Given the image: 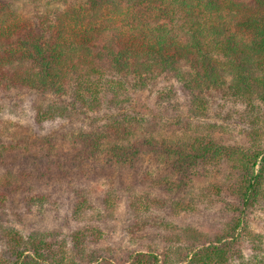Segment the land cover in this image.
Masks as SVG:
<instances>
[{"label": "trees", "instance_id": "1", "mask_svg": "<svg viewBox=\"0 0 264 264\" xmlns=\"http://www.w3.org/2000/svg\"><path fill=\"white\" fill-rule=\"evenodd\" d=\"M12 7L0 0V101L39 95V130L63 122L41 136L38 161L50 184L38 191L24 165L38 144L17 124L5 127L0 105V264H264V238L251 229L252 215L264 213V0H80L28 22ZM226 88L261 110L249 120L248 145L172 138V124L188 126L182 115L216 114L215 95ZM145 109L154 123L171 120L168 135L138 131ZM145 156L154 165L140 172ZM219 164H228L225 181ZM88 166L110 169L117 184L92 188ZM211 197L224 199L226 214L208 234L186 224L156 236L159 245L142 235L168 220H133L190 214ZM15 199L27 213H63L74 226L24 234L3 220ZM122 201L133 222L118 246L106 225Z\"/></svg>", "mask_w": 264, "mask_h": 264}, {"label": "rangeland", "instance_id": "2", "mask_svg": "<svg viewBox=\"0 0 264 264\" xmlns=\"http://www.w3.org/2000/svg\"><path fill=\"white\" fill-rule=\"evenodd\" d=\"M13 2V9L17 12L18 18L20 20L30 21L31 19L36 18V15H41L46 11H51L55 8H60L64 11H69L72 7H78L80 0H11ZM227 95L225 93H218L215 95L216 102H218L219 106H217L214 110L216 114H210L209 118H193L186 119L185 116H181L182 121L187 122V127H177L172 124L171 129L168 131L167 123H172L171 120H166L165 115H162V119H160L157 123L152 121L153 118L156 120L159 119L155 114V107L152 103L148 104L149 108L152 111V114L149 113V110H144L140 115H137L138 118L141 119L140 125L142 127H137L138 131L147 130L146 134H157V135H168L166 131H168L172 138H178L182 141L190 139L192 136L196 134H200L202 136L209 135L212 136L217 142L224 145L231 146H245L248 145L249 142L247 137L245 136L246 130L249 128V120L259 116L261 110L255 108V105L246 103L242 99L238 100L237 97L232 96V93L229 89H225ZM216 94V93H215ZM40 96L34 94H25V95H13L10 98H3L0 101V105L2 106L3 112L2 116L4 120H8L9 130H12L18 126V130L25 135H28L31 140H33L36 144H38L33 152L30 154L27 162H25V166L30 169L33 178L32 184L36 185L35 188L38 191H43V187L47 181L50 184L48 176L41 175L40 165L38 158L42 152H39L38 148L41 146V136L47 135L48 133H56L58 130L59 123L63 122V120H58L55 122H46L44 124V128L39 130V128L34 123V104L40 103ZM225 98V99H224ZM222 99V100H221ZM48 100L51 98L48 96ZM14 102H18V107L12 108ZM258 104L257 102H255ZM254 103V104H255ZM222 107L221 109H219ZM253 109L255 112H252ZM258 109V110H257ZM252 110V111H251ZM11 121V122H10ZM60 121V122H59ZM78 121V120H76ZM15 124V125H14ZM14 125V126H13ZM2 131H6L1 128ZM13 131V130H12ZM169 134V135H170ZM153 159L145 156L143 159L142 165H140V172L146 170L147 168H153ZM90 175H88V185L95 188L97 191L100 188L106 186H112L117 184L115 177H110L109 172L110 169H106L107 172L101 173L96 169L95 166H88ZM13 168L17 171L21 169V165L19 162L13 163ZM218 178L220 180H224L229 178V167L228 164L223 165L219 164L218 166ZM1 173V170H0ZM40 176V178H39ZM119 180V179H118ZM120 181V180H119ZM118 181V183H119ZM225 181V180H224ZM39 186V187H37ZM96 196L94 203L98 209L101 208V202ZM19 199H15L14 207H9L6 210L5 215L3 216L4 223L7 220L6 225L13 226L15 229L20 230L22 233L26 234L31 231H40V230H56L60 228L62 231L66 232V227L69 228L74 226L73 223L67 218H63V213L60 214L59 217H55L52 212H46L44 210H40V208H34L30 213L25 212L22 209L20 203H18ZM222 198L211 197L210 199H205L200 201L201 203L197 204V208L190 214L179 215L178 217L171 215L169 216L165 211H159L153 215H141L138 220L134 218L136 222L141 223V219L146 218L145 221L150 223V219L153 217H163L165 221L168 220L170 227H160L156 221L153 228L147 227L146 232L144 230L142 236H144V240L146 241L148 237H151V241L154 240L159 245H162L158 239H155L159 234L167 235L177 230L179 227H184L188 224L191 227L197 228L198 230L208 234L212 231H215V227L220 225V222L223 220L224 213L220 212V203L222 204ZM127 205V207H125ZM128 204L121 202L120 208L115 215V219L109 221L106 225L107 230L110 233V237H112V241H114L118 246H124V244L128 241L130 232L129 225L133 222V213L129 211ZM263 207V204L259 206ZM252 223L251 229L254 232L264 238V213L255 212L252 215ZM132 221V222H131ZM152 225V226H153ZM172 226L174 229H172ZM145 229V228H144ZM71 230V229H70ZM69 230V231H70ZM104 231V230H103ZM105 232V231H104ZM148 234V235H147Z\"/></svg>", "mask_w": 264, "mask_h": 264}]
</instances>
